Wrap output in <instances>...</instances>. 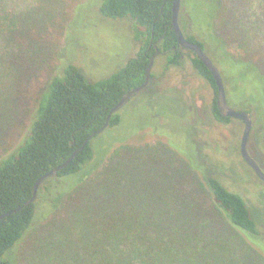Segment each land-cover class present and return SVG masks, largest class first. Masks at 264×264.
Returning <instances> with one entry per match:
<instances>
[{
	"label": "trees",
	"instance_id": "1",
	"mask_svg": "<svg viewBox=\"0 0 264 264\" xmlns=\"http://www.w3.org/2000/svg\"><path fill=\"white\" fill-rule=\"evenodd\" d=\"M214 3L208 31L216 43L193 34L185 33L186 37L207 47L222 65L225 60L248 67L264 89V9L257 0ZM182 4L188 6L185 0ZM172 5L173 0H100L103 18L129 19L138 51L124 66L97 81L73 62L59 70L51 67L24 139L0 159V264H16L15 249L35 226L50 217L55 223L52 220L44 225L48 235L39 236L33 245L31 264H264L256 257L259 250L254 246L255 238L264 235V225L248 201L222 182L216 173L218 164L207 160L211 155L199 152V135L191 139L197 147L195 156L162 137L165 129L156 132L163 141L155 148H131L126 145L128 138L96 148L97 140L109 129L122 125L123 108L113 113L109 126L99 132L112 107L129 89L145 81L150 57L157 48L166 52L155 60L163 66L161 78L184 63L185 48L179 46L172 28ZM239 9L250 11L249 17L237 19ZM229 12H234L239 24L235 29L226 21ZM182 13L187 26V12L183 9ZM40 42L23 28L17 13L0 10V48H5L0 51V62L1 57L7 64V58L23 56L24 60L23 49L38 47ZM233 42L243 50L242 55L228 51ZM12 48L20 49L22 55L13 53ZM194 54L192 65L215 93L213 115L228 123L232 117L223 116L217 105L215 78ZM14 78L6 86L10 90L6 100L17 98ZM247 109L254 113L253 107ZM261 131L264 138V129ZM87 140L72 162L46 179L37 190V198L28 203L39 178L65 162ZM116 143L119 147L113 149ZM97 152L107 157L102 169H96L100 164L93 165ZM138 154L147 161L166 163L170 176L176 174L177 179L171 184L164 182L156 197L143 190L129 164ZM169 172L162 174L169 176Z\"/></svg>",
	"mask_w": 264,
	"mask_h": 264
},
{
	"label": "rangeland",
	"instance_id": "2",
	"mask_svg": "<svg viewBox=\"0 0 264 264\" xmlns=\"http://www.w3.org/2000/svg\"><path fill=\"white\" fill-rule=\"evenodd\" d=\"M257 1L264 9V0ZM99 2L100 0H0V10L17 13L23 28L29 29V34L41 41L38 47L27 46V49H23L24 60L23 56L21 59L7 58V64L1 57L0 159L13 152L24 139L34 118L40 93L52 74V68L56 66V70H59L73 62L81 67L88 78L97 81L124 66L128 58L138 51L139 44L134 40L129 19L103 18L99 13ZM185 2L188 6H181L188 15L187 26L183 25L184 16L181 18L184 33L196 35L204 41L207 39L211 44L216 43V38L208 31L212 11L215 13L216 9L214 0H209L208 4L205 0ZM236 14V18L240 19L242 16L249 17L250 11L239 9ZM225 16L227 23L232 25L230 28H237L239 24L235 21L234 12ZM216 33L221 35L219 30ZM235 44L228 51L236 56L242 55L243 50ZM4 49L1 46L0 51ZM11 50L22 55L20 49ZM206 51L220 70H226L225 76L234 90V107L239 110L253 107L254 127L249 148L250 153L253 150L252 154L264 171V138L261 131L264 129V89L258 85L260 80L248 67L225 60L222 65L207 47ZM183 52L189 58L182 65L171 68L164 80L155 82L150 89L139 93L124 107L122 125L114 130L109 129L97 140L96 148L109 147L122 138H128L126 145L131 148H155L163 141L156 132L165 129L166 133H162V137L176 142L183 151L195 156L197 147L191 139L199 135L196 139L199 152L211 155L207 160L212 163H208L218 164L216 173L222 182L229 190L241 194L248 201L260 225H264V181L239 154L245 123L237 120L225 123L215 119L211 110L214 90L204 78L194 73L190 61L193 54L187 49ZM154 71L162 73L160 62ZM11 78H14L13 82L17 87V98L6 100L10 91L6 86L12 84ZM242 88L244 91H241ZM245 94L250 99H246ZM186 112L187 115L182 120L181 116ZM192 121L196 122L195 125ZM117 143L113 149L119 147ZM102 155L97 152L93 165H100L96 169H102L106 165L107 157ZM129 164L135 168V178L142 182L143 190L151 191L148 195L151 198L158 195L157 191L164 182L171 184L177 179L176 174L170 176L166 163L147 161L142 154H138L133 161L129 160ZM162 172H169V176H163ZM53 219L50 217L40 222L27 234L15 249L16 264H31L32 247L39 236L47 237L44 225ZM262 232L264 234V228ZM261 237L255 238L254 246L259 250L256 251V257L264 262V235Z\"/></svg>",
	"mask_w": 264,
	"mask_h": 264
},
{
	"label": "water",
	"instance_id": "3",
	"mask_svg": "<svg viewBox=\"0 0 264 264\" xmlns=\"http://www.w3.org/2000/svg\"><path fill=\"white\" fill-rule=\"evenodd\" d=\"M166 1V0H165ZM181 6H182V0H173L172 5V28L174 29L177 38H178V44L179 46H182L186 49H190L196 52V54L202 59V61L205 63V65L211 70L217 87H218V97H217V105L219 108V111L224 116H232L237 119H241L245 122V128L243 131L242 139H241V153L244 158V160L254 169L256 174L264 181V171L262 170L261 166L259 165L258 161L251 155L248 143L250 139L251 132L253 130V115L249 111L245 110H238L232 107L227 98L226 93V87L223 81V77L219 71V68L217 65L213 62L211 57L208 55V53L205 51V49L198 43L190 41L180 24V12H181ZM163 53L159 48L156 49L155 54L150 58V63L146 69V77L145 81L134 88L129 89L121 98V100L110 110V114L107 117L106 123L101 127L99 132L104 131L110 124V119L113 113L121 110L136 94H139L145 90H147L153 83L154 76H153V67L155 64V59L158 56V54ZM165 54V53H164ZM93 137L91 135L88 140H90ZM88 140L84 143L83 146L76 149L73 154L61 165L53 168L49 172L45 173L43 176L39 178L35 185L34 195L29 200L28 203L33 202L37 198V190L40 187V185L48 178L56 175L60 170L65 168L67 165H69L72 160L78 155V153L83 150V148L88 143ZM16 211L12 210L10 213ZM3 216H0L2 218Z\"/></svg>",
	"mask_w": 264,
	"mask_h": 264
},
{
	"label": "flooded vegetation",
	"instance_id": "4",
	"mask_svg": "<svg viewBox=\"0 0 264 264\" xmlns=\"http://www.w3.org/2000/svg\"><path fill=\"white\" fill-rule=\"evenodd\" d=\"M182 10L183 9H181V12H180V24H181V17H182ZM154 47H156V45H154ZM186 49V48H185ZM205 49V48H204ZM188 51H192V52H194V53H196L195 51H193V50H190V49H187ZM205 51H206V49H205ZM156 52V51H155ZM155 52L153 53V55L155 54ZM163 52V51H162ZM191 52V53H192ZM207 52V51H206ZM164 53H166V52H163V53H160V54H158V55H165ZM194 53H192L193 54V56L192 57H194ZM152 55V56H153ZM197 55V54H196ZM213 55V54H212ZM151 56V57H152ZM214 56V55H213ZM150 57V58H151ZM211 57V59H212V56H210ZM187 58H189V57H187V55L185 54V55H183V59L184 60H186ZM216 58V57H215ZM158 59V56L156 57V59L155 60H157ZM213 60V59H212ZM213 62H214V60H213ZM215 63V62H214ZM216 64V63H215ZM157 65V62L155 63V66ZM217 65V64H216ZM155 66L153 67V76H154V80H153V83H152V85L155 83V82H157V81H159V80H164L165 79V77H163V78H161V76H160V74H154V73H156L155 71H154V69H155ZM192 67H193V69H194V73H196L197 75H199V76H201V74H200V72L197 70V69H195V67L192 65ZM218 67V66H217ZM219 68V67H218ZM162 70H163V66H162ZM219 71H220V73H221V75H222V77H223V81H224V84H225V87H226V93H227V98H228V102H229V104L232 106V107H234V103H232L233 102V99H232V96H233V92H234V90H233V88H231V86H230V81H228L227 80V77L225 76V72H224V70L222 71V69L220 70V68H219ZM202 78H203V76H201ZM205 79V78H204ZM206 80V79H205ZM206 83L207 84H209L210 85V83L209 82H207V80H206ZM152 85L148 88V89H150L151 87H152ZM211 86V85H210ZM147 89V90H148ZM138 94H136L124 107H126L136 96H137ZM217 97H218V94H217ZM123 107V108H124ZM235 109H236V107H234ZM239 110V109H238ZM245 111H249V112H251L249 109H244ZM252 113V112H251ZM253 115V121H254V114H252ZM224 116V115H223ZM225 117H232V116H225ZM232 120H237V121H241V122H244V121H242L241 119H237V118H234V117H232ZM231 120V121H232ZM231 121H229V122H231ZM192 124H195L196 122L195 121H192L191 122ZM245 123V122H244ZM254 127V126H253ZM248 148H249V143H248ZM239 151H240V153H241V143H240V149H239ZM249 151H250V148H249ZM252 151L253 150H251V155L254 157V155L252 154ZM241 155H242V153H241ZM243 157V156H242ZM255 158V157H254ZM256 159V158H255ZM259 163V162H258ZM260 165V164H259ZM261 167H262V165H260ZM258 176V175H257ZM259 177V176H258ZM260 178V177H259ZM261 179V178H260Z\"/></svg>",
	"mask_w": 264,
	"mask_h": 264
}]
</instances>
